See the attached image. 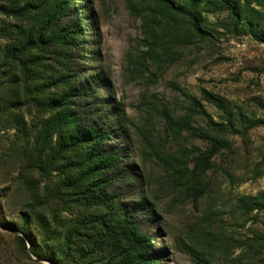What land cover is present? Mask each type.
I'll return each instance as SVG.
<instances>
[{
  "label": "rangeland",
  "instance_id": "obj_1",
  "mask_svg": "<svg viewBox=\"0 0 264 264\" xmlns=\"http://www.w3.org/2000/svg\"><path fill=\"white\" fill-rule=\"evenodd\" d=\"M8 1L0 0L7 6L0 8V48L14 43L21 50L18 32L37 21L41 0H19L22 11L11 5L16 0ZM130 1L69 0L53 21L58 33L50 44L40 50L25 42L27 51L14 52L19 60L1 67L0 214L8 227L0 223V264H57L36 256L33 242L57 247L53 232H61L65 221L109 217L112 208L135 219L147 264H264V210L245 212L238 203L242 196L264 193V43L239 33L227 11L208 12L202 4L205 38L173 44L161 23L147 29ZM48 79L41 93L37 83ZM189 96L214 121L228 125L222 137L229 148L216 150L171 127L168 116L189 112ZM216 98L252 124L237 118L231 123ZM66 113L81 129L103 130L99 151H116L120 158L99 174L86 167L85 186L74 182L80 171L75 150L83 157L86 144L61 153L53 149L72 127L59 126L70 121ZM192 124L218 135L204 117L194 116ZM205 151L196 166L194 156ZM91 189L114 204L91 202ZM24 210L34 215L32 240L18 230ZM16 235L26 238V253Z\"/></svg>",
  "mask_w": 264,
  "mask_h": 264
},
{
  "label": "trees",
  "instance_id": "obj_2",
  "mask_svg": "<svg viewBox=\"0 0 264 264\" xmlns=\"http://www.w3.org/2000/svg\"><path fill=\"white\" fill-rule=\"evenodd\" d=\"M19 2V0H16L11 5L17 11L25 10V8L18 7ZM68 2L69 0H41V4H39L41 12L37 14V21L32 26L24 29L20 27V31L18 32L17 39L24 40L18 43L20 46H23L21 50L14 43L2 45L0 48V64H2L0 65V70L4 65L9 66V61L15 63V61L19 60V56H16L14 52H19L21 56L22 53L27 51L30 45H34L36 48L43 50L46 45L50 44L51 38L54 36V31L58 33V30L53 26V21L63 15L67 9ZM138 2L136 0L130 1L131 12L143 20L144 26L147 29L153 28V24L157 25L161 23L159 24L161 25L160 29H162L163 34L173 44L181 43L186 38L188 39V37L205 38L207 32L202 24H206V17L202 16L203 12L201 13L200 10L202 4L208 12L218 9L227 11L237 21V31L239 33L250 34L264 43V0H254L253 2L256 3L255 6L249 0H247L246 4L241 3L240 0H138ZM2 7L6 8L7 6L1 3L0 8ZM165 28L168 32H165ZM49 30L51 31L50 34ZM1 31L2 35L6 36L7 32H9L8 26L1 27ZM58 37L66 39L62 34H58ZM25 42H30L31 44L27 45ZM173 44L169 47L167 44L163 46L170 49ZM34 59L30 57L29 61ZM36 59L39 58L36 57ZM23 60L27 62V59ZM20 64L23 65L22 63ZM24 79L25 81L27 80L26 74ZM48 84L49 79L45 83H37L41 93L44 92ZM29 92L32 94V91ZM4 93L5 90L2 91V94ZM189 99L191 102L189 112L179 118H171L168 116L171 127L179 132L186 130L193 136L207 140L212 145V148L216 150L229 148L230 144L228 140L222 137L229 130L228 125L214 121L196 97L189 96ZM214 100L215 105L226 113L231 123L237 118L243 124H252L253 121L251 118L240 111L234 113L225 105L223 99L216 98ZM261 106L264 107V102H261ZM66 116L69 117L70 121L66 123L62 121L59 126L71 125L72 127L68 131L67 137L59 136V139L56 141L57 144L53 149H58V152L61 153L65 149L76 148L77 146L86 144V155H82L83 157L77 155L78 149L75 150L76 157L80 158L78 160L80 171L76 172L77 177L74 182L75 186H85L87 176L86 167L96 174H99V172L102 173L110 164H112V167L116 166L120 158L116 151H111L108 155L99 151L101 145H103V130L97 127L81 129L76 124V121H74L72 115L66 113ZM194 116L206 118L207 125L216 131L218 135H211L206 129L193 125L192 119ZM230 127L233 129L235 126L230 124ZM59 131L62 134L63 129L60 127ZM37 144L38 147H36L35 155L40 156L42 155V149H39L41 142ZM79 151L82 152L81 149ZM205 153L206 151L194 156L196 166L202 165L204 162L202 156ZM171 158L176 160L175 157ZM171 165L173 167L182 166L186 170L188 169L186 163L184 165L178 163ZM58 181L59 179L56 178L54 184H58ZM100 182L98 180L96 185L99 186ZM86 197L92 200L91 202H110L111 205L115 202L112 197L108 200L102 197V194L98 193L96 189L88 191ZM57 202H59L58 199ZM238 203L240 208L245 212H251L253 210L262 211L264 210V193H259L255 196H242L238 199ZM112 209L113 211L109 217L100 215L96 220L95 215L88 214L86 215L87 217L76 219L74 222L65 221L66 223L61 232H53L59 242L58 246L56 247V243L49 244L46 240H41L39 245H35L33 242V253L41 258L55 260L57 264H147L148 259L141 251L140 236H137L135 219L126 212L122 213L118 212L115 208ZM22 213L20 215L21 225L18 226V230L24 234V237L32 240L31 222L34 215L28 210H24ZM0 223L8 227V222L1 214ZM15 237L17 243L25 252L27 248L26 238L20 235H16ZM139 255L142 256L138 258Z\"/></svg>",
  "mask_w": 264,
  "mask_h": 264
},
{
  "label": "water",
  "instance_id": "obj_3",
  "mask_svg": "<svg viewBox=\"0 0 264 264\" xmlns=\"http://www.w3.org/2000/svg\"><path fill=\"white\" fill-rule=\"evenodd\" d=\"M27 241H29V240H27ZM33 260H37V261H39L38 259H35V258H33Z\"/></svg>",
  "mask_w": 264,
  "mask_h": 264
}]
</instances>
